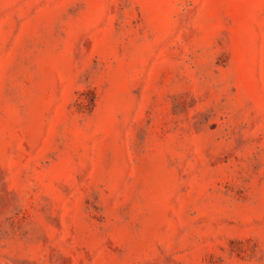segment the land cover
Listing matches in <instances>:
<instances>
[{"label":"rangeland","instance_id":"1","mask_svg":"<svg viewBox=\"0 0 264 264\" xmlns=\"http://www.w3.org/2000/svg\"><path fill=\"white\" fill-rule=\"evenodd\" d=\"M0 264H264V0H0Z\"/></svg>","mask_w":264,"mask_h":264}]
</instances>
